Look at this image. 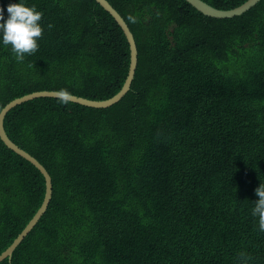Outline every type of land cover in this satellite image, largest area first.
Returning <instances> with one entry per match:
<instances>
[{"label": "trees", "instance_id": "16d2710c", "mask_svg": "<svg viewBox=\"0 0 264 264\" xmlns=\"http://www.w3.org/2000/svg\"><path fill=\"white\" fill-rule=\"evenodd\" d=\"M138 68L117 105L38 99L9 113L10 139L52 177L50 206L0 264H264L251 209L264 182V0L214 20L186 0H108ZM231 10L249 0H203ZM18 0H0V7ZM43 13L23 62L0 46V116L59 92L106 102L130 46L95 0H25ZM51 23L53 27L47 28ZM44 174L0 137V255L43 205Z\"/></svg>", "mask_w": 264, "mask_h": 264}, {"label": "water", "instance_id": "95a60500", "mask_svg": "<svg viewBox=\"0 0 264 264\" xmlns=\"http://www.w3.org/2000/svg\"><path fill=\"white\" fill-rule=\"evenodd\" d=\"M98 4H100L116 21L118 26L123 31L128 44L130 46L131 58H130V66L129 73L125 85L122 90L114 97L106 100V102H92V100L80 98L77 96L67 95L65 98H61L58 93L59 92H38L26 95L19 99L14 100L1 114L0 116V137L3 143L10 149L15 150L17 153L27 158L31 162L35 164V166L44 174L47 181V193L45 194V199L42 207L38 211V213L31 219V221L27 224L24 230L20 233V235L15 239L12 245L6 249L0 255V263L5 259L12 260L13 253L15 250L21 245V243L25 240V238L32 232L34 228L41 221L43 216L46 214L53 193V183L52 177L44 167V165L29 151L24 149L23 147L16 145L9 137L8 133L5 129L6 118L11 111L14 109L23 106L24 104L30 102V100H38V99H58L63 100V102L73 104L76 106H80L86 109H97L104 110L109 109L118 103L125 97V95L131 90L133 82L135 80L137 68H138V48L136 45L135 38L129 29L128 25L121 17L120 13L109 3L108 0H95ZM189 4H191L196 10L202 13V15L214 19V20H228L234 17L242 16L243 13L249 12L255 6H257L262 0H249L242 5L231 9V10H219L211 7L209 4L204 2L203 0H186Z\"/></svg>", "mask_w": 264, "mask_h": 264}, {"label": "clouds", "instance_id": "9594fccd", "mask_svg": "<svg viewBox=\"0 0 264 264\" xmlns=\"http://www.w3.org/2000/svg\"><path fill=\"white\" fill-rule=\"evenodd\" d=\"M0 7V46L10 48L17 62H23L26 55H32L39 47V38L42 37L44 26L40 23L43 13L37 10L34 4L28 5L25 0L9 3ZM53 25L49 23L47 28ZM58 95L65 98L68 93L60 90ZM258 199L253 202L251 215L257 218L259 231L264 232V182L255 189Z\"/></svg>", "mask_w": 264, "mask_h": 264}]
</instances>
